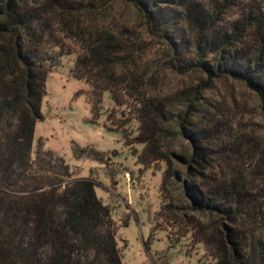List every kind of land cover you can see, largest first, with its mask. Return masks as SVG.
Returning <instances> with one entry per match:
<instances>
[{"label":"trees","instance_id":"obj_1","mask_svg":"<svg viewBox=\"0 0 264 264\" xmlns=\"http://www.w3.org/2000/svg\"><path fill=\"white\" fill-rule=\"evenodd\" d=\"M121 1L143 24L134 37L89 18L79 0H0V264H126L97 183L72 178L50 150L31 159L46 80L63 56L73 57L72 76L88 85L95 117L108 92L138 122V161H164L162 185L181 176L175 160L190 166L183 188L197 215L182 202L163 204L160 215L204 244L203 264H264V146L215 124L191 88L174 95L187 107L177 122L191 150L176 153L170 139L178 131L169 124L176 99L155 95L138 62L145 41L158 42L169 68L198 72L205 88L241 82L264 114V0ZM88 150L102 159L93 148L80 152Z\"/></svg>","mask_w":264,"mask_h":264},{"label":"rangeland","instance_id":"obj_2","mask_svg":"<svg viewBox=\"0 0 264 264\" xmlns=\"http://www.w3.org/2000/svg\"><path fill=\"white\" fill-rule=\"evenodd\" d=\"M79 1L91 9L87 13L89 18L100 20L101 25L120 35L134 37L143 30L134 9L121 0ZM144 45L146 51L139 53L138 62L147 70L152 92L158 97L176 99L170 104L173 119L169 124L176 126L178 131L170 139L173 151L190 150L177 122V115L185 116L187 107L174 95L191 88L195 93L194 103L206 102L208 116L215 124L227 125L230 130L247 134L264 146V114L255 92L231 79L215 80L205 88L198 72L182 74L169 68L158 42L148 39ZM72 65L73 57L63 56L47 77L46 94L41 103L43 118L35 124L31 159L50 150L63 158L72 178L91 177L97 183L96 194L111 211L117 244L126 264L207 262L209 257L204 244L196 243L189 233L184 235L176 226L169 225L170 217L165 219L160 215L165 203L178 205L182 202L192 206L183 188V180H190L193 174L190 166L175 160L173 167L182 170L181 176H169L162 185L166 163L157 160L142 164L138 161L143 148L142 144L133 142L138 122L122 113L108 92L104 93L95 117L88 96L89 87L72 76ZM186 127H191L190 122ZM88 148L102 152V159L93 158L89 150L80 152V149ZM192 167L197 166L193 163ZM43 169L37 173H44ZM190 208V212L197 215L192 211L193 207Z\"/></svg>","mask_w":264,"mask_h":264}]
</instances>
